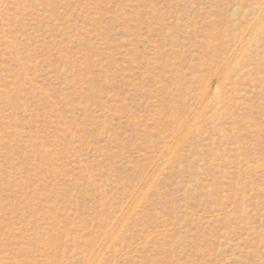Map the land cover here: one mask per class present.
Listing matches in <instances>:
<instances>
[{
	"label": "rangeland",
	"instance_id": "rangeland-1",
	"mask_svg": "<svg viewBox=\"0 0 264 264\" xmlns=\"http://www.w3.org/2000/svg\"><path fill=\"white\" fill-rule=\"evenodd\" d=\"M0 264H264V0H0Z\"/></svg>",
	"mask_w": 264,
	"mask_h": 264
}]
</instances>
